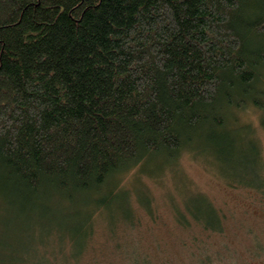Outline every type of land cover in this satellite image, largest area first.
<instances>
[{"label": "trees", "instance_id": "1", "mask_svg": "<svg viewBox=\"0 0 264 264\" xmlns=\"http://www.w3.org/2000/svg\"><path fill=\"white\" fill-rule=\"evenodd\" d=\"M250 109L264 110V0H0V207L16 212L0 244L12 224L36 223L48 228L39 244L67 238L75 261L88 240L90 264H167L161 238L135 232L155 224L121 174L204 148L230 186L263 188ZM203 207L194 222L222 231V213ZM103 215L122 234L112 246Z\"/></svg>", "mask_w": 264, "mask_h": 264}, {"label": "rangeland", "instance_id": "2", "mask_svg": "<svg viewBox=\"0 0 264 264\" xmlns=\"http://www.w3.org/2000/svg\"><path fill=\"white\" fill-rule=\"evenodd\" d=\"M262 117L264 110L250 109L243 114V118L250 123L253 121L256 127L264 161V126L260 124ZM198 142L195 147H204ZM203 151L201 148L190 149L179 160L168 163L163 171L160 167L154 168L155 163L143 162L121 174L118 185L122 184L130 191L128 197L132 208L137 209L144 220L155 224L146 230L144 228L147 226L136 228L135 232L147 237L151 234L154 239L156 236L161 238L155 240L158 243L155 246L165 244L169 247L168 254L171 257L166 259L167 264H264V187L230 186L226 168L215 156L207 154L204 148ZM262 170L264 174V168ZM209 205L222 213V231L204 232L201 228L203 225L194 222L192 212H196V209L198 211L201 206H204L203 209L208 208ZM0 208L1 235L6 228H2L3 223L7 224L9 217L15 218L16 212H7L3 203ZM181 214L193 222L191 227L178 221ZM118 222L126 226L122 218ZM12 225L8 232L9 244H0V259L5 260L2 264H43L46 259L44 249L58 253V264H63L61 261L65 260L66 264H90L88 240L83 248L85 256L75 261L71 256L77 247L69 239L62 240L55 233L45 239L49 246L46 247L35 239L48 231L44 225L35 223L32 228L29 224L24 225L21 233L17 225ZM97 226L105 230L106 237L104 240L102 231L95 237L97 243L104 240V244L112 246L115 239L117 242L122 239L119 231L116 234L109 233L110 221L105 215ZM133 245L138 244L134 242ZM33 254L39 256V261L31 259Z\"/></svg>", "mask_w": 264, "mask_h": 264}]
</instances>
